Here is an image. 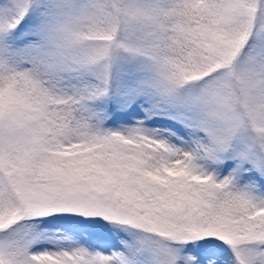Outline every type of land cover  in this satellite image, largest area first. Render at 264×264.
Masks as SVG:
<instances>
[{
	"label": "snow or ice",
	"instance_id": "1",
	"mask_svg": "<svg viewBox=\"0 0 264 264\" xmlns=\"http://www.w3.org/2000/svg\"><path fill=\"white\" fill-rule=\"evenodd\" d=\"M0 264H264V0H0Z\"/></svg>",
	"mask_w": 264,
	"mask_h": 264
}]
</instances>
